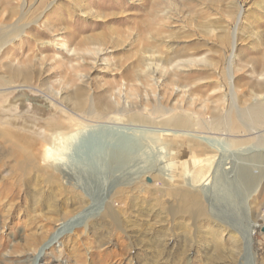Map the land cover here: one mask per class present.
<instances>
[{
    "label": "rangeland",
    "instance_id": "374dc122",
    "mask_svg": "<svg viewBox=\"0 0 264 264\" xmlns=\"http://www.w3.org/2000/svg\"><path fill=\"white\" fill-rule=\"evenodd\" d=\"M12 25L20 30L0 39V136L15 144L0 148V256L264 264V0H0V33ZM259 103L261 121L250 126L241 115ZM69 122L77 165L63 169V184L33 176L27 188L8 189L16 148L49 168L38 152L54 151L57 138H44ZM174 140L200 148L210 158L204 169H183ZM73 185L89 201L62 204L67 213L56 220L58 200L40 196ZM120 187L131 206L116 199ZM104 197L119 222L103 217Z\"/></svg>",
    "mask_w": 264,
    "mask_h": 264
},
{
    "label": "bare ground",
    "instance_id": "6f19581e",
    "mask_svg": "<svg viewBox=\"0 0 264 264\" xmlns=\"http://www.w3.org/2000/svg\"><path fill=\"white\" fill-rule=\"evenodd\" d=\"M19 30L20 29L19 28L17 29V27L15 25H12L9 28V30H7V31L6 30H2L1 31V33H0V39L3 40L5 38H8L9 36H11L13 34H16ZM147 45L148 44H145V46L143 47V48H145V50L148 48ZM170 60H171L170 57L164 58V61L166 62V64H167V62L169 63ZM140 63H141V60H139L137 64L139 65ZM189 63L190 62H186V65H189ZM10 70H11L10 71V76H13L14 75V70L13 69H10ZM263 100H264V96H263ZM45 101L47 102V100H45ZM260 103L262 105H264V102H260ZM260 103L259 104L252 105L247 110L243 111V113L241 115L242 118L244 120H246L250 126H253V125H255V124H257V123H259L261 121L262 113L263 112H262V105ZM42 104H43V102H42ZM104 104L106 106H108V107L111 106V104L108 101H106ZM177 123H179L180 125L185 126V127L189 125L188 122L184 118H181ZM222 124L224 126L228 127L229 124H230L229 123V118H227L226 120H224V122H222ZM72 127H73V124H71V122L64 123L60 129H56L55 131H53V132L49 133L47 136H45L44 140L46 142L54 141L55 138H57L56 148H55L54 151H53V149L47 147V148L43 149L41 152H38V156L40 155L42 160H47V161L52 160L53 161L51 167H49V168L40 167V166L36 165L35 163L34 164L31 163V162H34V160L32 159L34 157L31 158V155H32V152H33L32 150H24L22 148L19 149V148L14 147V148L17 149L16 150V153H17L18 160H17V164L11 166L9 168L8 173H7V176H10L9 177V180H11V182L9 183V187L7 185V188L8 189H11V190H15V189L18 188L19 185L23 184V182H25V181L27 182V184L25 185V187L27 188V185H30L32 183L33 184L35 183V181L32 180V177L33 176H35V178H37V179L40 178V181L45 182V183H48V184H57V183L63 184V180L60 179V176L62 174L63 169H67V170L71 171V173H72V171H74L76 169V165H77V161L76 160L75 161L73 160V159H75V157L72 159V157H71L72 152L71 151L70 152H67V148L68 147L66 146V144L68 142H70V141L74 143L75 138H76V135H77L76 134L77 133L76 131H75L76 133L75 132L72 133V131H73L72 130ZM114 128H115L114 126H111V125L108 126V129L110 131L115 130ZM117 129L120 130V132L123 131V128L122 127H118ZM107 136L108 135H106L105 137H107ZM4 139H5V136H0V148L6 147L7 145L8 146H13V145L15 146V144L14 143H10L8 139L6 141ZM177 140L181 141V144H183L184 139L179 138ZM177 140L176 141L174 140L172 142V148L171 149H172V151H174L173 152V155L175 154L176 155L175 156L176 158H178V157L179 158L182 157V159H185L186 158L185 161L182 164L183 165L182 168L185 169L186 166L188 164H190V165H193V166L194 165H199L200 168L203 170L204 167H205V164L208 161H210V158L209 157H203L202 155H200L201 149L198 148V147H196V146H191V145H188L186 143L185 144L187 146L186 145L178 146L179 142ZM26 142L29 143V145L31 144V141L30 140H27ZM92 142H93V140L92 141L90 140V143H92ZM93 148L96 149V144H94ZM179 151H180V154L181 155L179 154ZM247 152H249V151H247ZM250 152H252V151H250ZM261 158L264 159V155H262ZM220 162L221 161H219L216 164V166L218 168H220L222 164H225V163H223L225 161H223L222 164ZM98 165L101 168L104 167V169H105V164H104V159L103 158H101L100 160H98ZM173 165H174V167L176 166V164H173ZM174 167H172V168H174ZM1 168L2 167H0V170H1ZM178 168H179V166H178ZM174 174H175V177H178L179 176V174H176V173H174ZM111 177H112V175H111ZM108 178H109V176L107 175V176H105L102 179L101 186L107 185ZM174 178H172V179H174ZM72 188H73L72 191L71 190H68V189L59 190V195L60 196L58 198H56L55 194L50 193V192L49 193L47 192L43 196H40V198L43 199L42 201H44L46 203H52L55 200H58L59 205L51 212V214L55 218H57L56 220L60 219L61 216H64L67 213V212H62L63 209H62V207H60L62 204H65L66 207H70L74 203L75 204L76 203H81V201H83V200L89 201V198L88 197L86 198L85 195H83L82 193H80L79 191H77V189H75V188H78L77 186L73 185ZM68 192H70V194L71 193H75V195L73 196V198L70 197V196L68 197V195L66 194ZM115 197L119 201H124L126 203L127 207L128 206H131V203L130 202L133 201L132 200L133 198H131V196L128 199L125 198L126 195H125V189H124V187H120L119 189H117V194L115 195ZM105 199H106L105 197L101 199V203L104 202V204H105L104 205V209H103V217L108 218L111 223H117V222H119L118 215L113 210V208L111 207L110 203L108 202L109 199L106 200V201H105ZM189 211H193V209L190 208ZM196 211L200 214L204 210H203V208L201 206H198V210H196ZM217 218H219V217L217 216ZM49 223H50V220H49ZM45 226H47V224H43L42 225V227H44V228H45ZM51 227H52V225H51ZM51 227L46 228L43 231V234L40 236V239H34V238L27 239L26 240V246H33V247L38 246V244L40 243V240L47 238V233H48V231L50 230ZM247 246L249 247L250 246V243H248ZM58 253L60 255L61 254V250H58ZM0 261L3 264H10L9 259L7 257L0 256ZM22 263H24V262H22ZM25 264H28V262H25Z\"/></svg>",
    "mask_w": 264,
    "mask_h": 264
}]
</instances>
